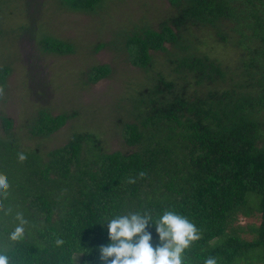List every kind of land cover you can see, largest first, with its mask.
Listing matches in <instances>:
<instances>
[{
  "label": "trees",
  "instance_id": "1",
  "mask_svg": "<svg viewBox=\"0 0 264 264\" xmlns=\"http://www.w3.org/2000/svg\"><path fill=\"white\" fill-rule=\"evenodd\" d=\"M57 2L69 12L90 13L104 0ZM169 2L173 12L157 29L126 39L129 62L145 73L158 53L167 59V72L150 76L131 97L120 125L126 152H107L92 133L74 135L45 154L0 137V173L10 183L0 198V252L10 264H100L98 248L110 243L108 219L140 212L155 220L164 210L186 216L200 230L184 264H204L208 256L218 264H264V0ZM194 31L235 49L233 67L190 51ZM36 45L56 56L72 50L47 36ZM39 62L27 67L30 86ZM108 73L95 66L90 79ZM0 121L9 134V118ZM66 121L40 111L29 133L47 137ZM18 153L26 156L23 162ZM141 171L143 179L127 183ZM18 213L27 224L24 238L12 242ZM147 231L155 248V225Z\"/></svg>",
  "mask_w": 264,
  "mask_h": 264
},
{
  "label": "rangeland",
  "instance_id": "2",
  "mask_svg": "<svg viewBox=\"0 0 264 264\" xmlns=\"http://www.w3.org/2000/svg\"><path fill=\"white\" fill-rule=\"evenodd\" d=\"M170 4L169 0H104L94 12L72 13L57 0H0V117L12 123L5 135L0 121V137L23 150L45 154L74 135L92 133L107 152H126L120 125L127 121L131 97L150 84V76L167 72L161 53L155 56L151 73L131 65L126 39L147 28L157 29L173 12ZM194 34L190 51L233 67L235 49L215 45L206 33ZM43 36L70 46L71 52L65 56L38 52L34 45ZM37 58L42 67L35 65L37 76L30 86L27 67ZM100 65L109 73L93 82L91 70ZM40 111L65 116L67 121L47 137L32 135L29 130ZM247 222L251 221L240 224Z\"/></svg>",
  "mask_w": 264,
  "mask_h": 264
},
{
  "label": "clouds",
  "instance_id": "3",
  "mask_svg": "<svg viewBox=\"0 0 264 264\" xmlns=\"http://www.w3.org/2000/svg\"><path fill=\"white\" fill-rule=\"evenodd\" d=\"M2 95L3 88L0 87ZM25 159L23 153H18L20 162ZM145 175L141 171L136 178L128 177L127 183L135 184L137 178L143 179ZM9 189L7 175L0 173V198H6ZM16 219L19 223L9 235L12 242L24 238V226L27 224L22 213H18ZM106 223L110 243L98 248L100 264H184L186 251L201 239L195 223L174 210H164L155 220L149 213L130 212L114 216ZM153 224L159 237V244L155 248L151 244L152 235L147 231L149 225ZM55 244L59 247L64 241L57 238ZM0 264H10L9 257L3 252H0ZM204 264H218V261L216 257L208 256Z\"/></svg>",
  "mask_w": 264,
  "mask_h": 264
}]
</instances>
